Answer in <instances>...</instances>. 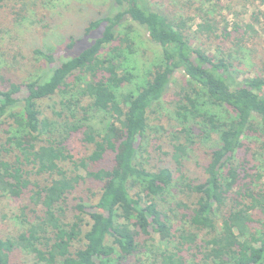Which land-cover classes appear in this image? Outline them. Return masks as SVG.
<instances>
[{
  "label": "trees",
  "instance_id": "1",
  "mask_svg": "<svg viewBox=\"0 0 264 264\" xmlns=\"http://www.w3.org/2000/svg\"><path fill=\"white\" fill-rule=\"evenodd\" d=\"M112 1L84 27L96 33L80 52L23 82L0 77V196L19 201L20 224L0 237V264L16 250L36 264H128L138 254L154 264H264V75L237 82L228 58L191 44L186 19L147 0ZM257 20L232 30L255 34ZM133 23L162 51L140 83ZM178 70L174 164L157 165L151 107ZM197 141L211 145L193 178L183 159Z\"/></svg>",
  "mask_w": 264,
  "mask_h": 264
},
{
  "label": "rangeland",
  "instance_id": "2",
  "mask_svg": "<svg viewBox=\"0 0 264 264\" xmlns=\"http://www.w3.org/2000/svg\"><path fill=\"white\" fill-rule=\"evenodd\" d=\"M25 1L27 6L22 10V3L18 0H0V77L10 76L18 82L34 77L42 70H48L51 65L80 52L96 33H84L88 21L114 10L112 0ZM147 1L151 8L169 16L186 19V31L191 44L228 58L227 61L231 62L229 70L237 82L246 76L264 75V0ZM253 13L258 19L255 34L244 27L239 31L232 30L234 22L240 26L250 22ZM203 24L209 30L199 29ZM132 28L135 30L133 72L136 75L135 82L140 83L152 65L161 58L162 51L159 44L149 39L144 28L135 23ZM70 40L73 41L71 47L68 45ZM36 48L51 51L54 61L47 63L34 53ZM182 76L181 71H176L163 98L151 107L150 123L154 128L150 133L151 160L157 165L170 164L172 167L174 164L169 142L170 133L178 125L174 119L173 102L178 98V91L183 84ZM128 88L126 86L121 91L126 93ZM41 105L46 114H51L48 107L50 101L45 100ZM161 125L165 131L160 129ZM4 139L5 134L0 128V141L3 142ZM76 145L84 150L79 142ZM210 145L209 141H197L193 148L187 150L183 169L191 177L202 175L206 151ZM6 156L13 159L9 154ZM89 188L98 191L97 188ZM18 202L0 196V237L15 236L19 232L20 224L16 219ZM70 214L72 213L68 217H71ZM127 262L154 264L145 254L133 255ZM10 264L36 263L31 255L16 250Z\"/></svg>",
  "mask_w": 264,
  "mask_h": 264
}]
</instances>
